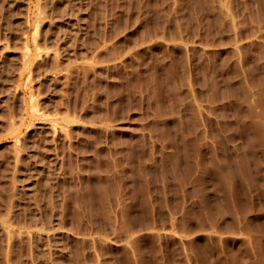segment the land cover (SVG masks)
Listing matches in <instances>:
<instances>
[{"label": "rangeland", "instance_id": "374dc122", "mask_svg": "<svg viewBox=\"0 0 264 264\" xmlns=\"http://www.w3.org/2000/svg\"><path fill=\"white\" fill-rule=\"evenodd\" d=\"M30 1L0 0V264H33L36 235L47 264H264V0H69L55 93L52 0Z\"/></svg>", "mask_w": 264, "mask_h": 264}, {"label": "bare ground", "instance_id": "6f19581e", "mask_svg": "<svg viewBox=\"0 0 264 264\" xmlns=\"http://www.w3.org/2000/svg\"><path fill=\"white\" fill-rule=\"evenodd\" d=\"M8 1L10 0H6V2L8 3ZM33 0H31L30 2H32ZM3 2V1H1ZM5 0H4V3L6 4ZM13 3V1H11ZM11 3V4H12ZM69 3V0H52V4L50 6V8L48 10H42L40 11L35 9V13L33 14L36 19L44 26L46 25L45 27L47 28V31H49L50 34H54V33H57V35L55 36L54 34V37L51 35L49 36V39L48 41L52 42L53 44L50 45L52 47L55 46V48L51 49L49 48V46L47 47V45L43 48V54H44V58L41 57V59L43 58L44 60L42 61L41 63V69H40V72L43 73L44 75H46V82H48L50 84V86L53 87V90H54V93L58 90L57 87L59 85V81H60V78H58V74L60 73V70H61V65L64 63V61L62 60L61 56L63 54V50L68 47L67 45V39L69 38V36H71V33L73 32V27H72V24H70V20H66L68 17H66V8L68 7V4ZM3 4V3H2ZM10 4V3H9ZM1 7V6H0ZM10 7V6H9ZM12 7V6H11ZM3 8V7H2ZM6 9V7H5ZM12 10V8H8V11ZM7 11V9H6ZM5 11V12H6ZM7 11V13H8ZM2 12V11H1ZM13 14V13H12ZM11 14V15H12ZM54 14V16H53ZM5 15V13H4ZM9 15V13H8ZM1 16V15H0ZM2 17V16H1ZM0 17V18H1ZM71 17V16H70ZM70 19V18H69ZM72 19V18H71ZM3 21H4V17H3ZM6 22V21H4ZM2 23V22H1ZM7 25V24H6ZM1 32V31H0ZM4 34V33H3ZM46 39V40H47ZM3 40V38H2ZM4 41V40H3ZM8 43V42H6ZM9 45V44H7ZM6 44L2 43V41L0 40V65L1 63L4 62L3 58H5L4 56V53L7 51H5L8 46ZM49 48V49H48ZM23 50L21 51V55L23 56V60L24 61L22 63V68H26V65L27 63H30L33 61V59H35V57L33 55H36L37 56V51L35 53H30V51H28V48L25 46V48H22ZM42 49V48H40ZM38 49V50H40ZM63 49V50H62ZM8 50V49H7ZM67 50V49H65ZM63 51V52H62ZM68 51V50H67ZM69 53V51H68ZM67 53V54H68ZM42 54V50H41V53L40 55ZM38 55H39V51H38ZM65 55V53L63 54ZM67 56V55H66ZM69 56V55H68ZM22 58V57H21ZM3 61V62H2ZM63 61V63H62ZM68 62V61H67ZM70 62V61H69ZM2 68V67H1ZM1 72V70H0ZM35 117H40L41 114H33ZM53 125V124H52ZM51 124H47L45 122H42L40 124H37V123H31V126L33 127L31 131H27L26 132V136L24 135L23 137H25V141H24V144L23 146L20 148L22 151L24 150H27V151H30L29 148H31V151L28 152V163H29V166L31 165V169H30V175H29V179H28V184L27 186L32 189L34 195H35V199L36 200H40V192H41V188H40V184L44 181V177H46V174H45V170H44V167H45V163H43V160L45 161V158L43 156V148L45 149V147L48 148V145L50 142H53V140L55 139L54 138V134L51 136V131L52 130L54 132V126H52ZM31 129V128H30ZM17 129H16V123H14L13 121L9 122L8 123V131L9 133H13L15 132ZM50 132H49V131ZM56 134V133H55ZM47 137H51V140H48ZM57 137V136H56ZM19 138H22V137H19ZM18 138V139H19ZM55 141V140H54ZM56 142V141H55ZM21 145V144H20ZM17 147V146H16ZM15 147V148H16ZM19 147V146H18ZM19 148L18 149H15L16 150V156L17 158L16 159H19L20 156L18 153L17 150H20ZM25 153H27L25 151ZM23 154V153H22ZM24 155V154H23ZM15 154H14V157H16ZM25 156V155H24ZM19 157V158H18ZM22 157V156H21ZM26 157V156H25ZM24 158V157H23ZM21 159V158H20ZM49 159V158H48ZM55 159V158H54ZM26 160V159H25ZM47 160V159H46ZM57 160V159H56ZM16 161V160H15ZM22 162V160H20ZM49 161V160H48ZM47 161V162H48ZM26 163V162H25ZM24 163V165H25ZM17 164H21L20 162H18ZM45 164V165H44ZM48 164V163H47ZM50 164V163H49ZM23 165V166H24ZM27 165V164H26ZM25 165V167H26ZM21 166V165H19ZM19 166L16 165V167L19 168ZM22 166V167H23ZM28 166V165H27ZM22 167H20V170H22ZM48 168V167H47ZM25 169V168H24ZM46 169V168H45ZM49 169V168H48ZM47 169V170H48ZM47 172V171H46ZM16 175H17V172H16ZM15 177V175H14ZM16 179V178H15ZM16 184V183H15ZM52 203V202H50ZM14 204V203H13ZM47 206V204H46ZM49 211H53V208H52V204L49 205ZM31 219L34 220L35 222V217H31ZM32 220V221H33ZM32 223V222H31ZM9 222L8 221H4V226L7 227V234H8V248H13V240L14 239V235L18 234L17 231L15 230H12L9 228ZM35 225H37L35 223ZM33 226V225H32ZM30 232V231H29ZM28 232V233H29ZM23 233V232H22ZM21 233V234H22ZM26 233V232H25ZM24 233V234H25ZM58 233V232H56ZM61 233V232H60ZM20 234V233H19ZM33 233L31 232V235ZM38 234V233H37ZM27 235V233H26ZM35 235V234H34ZM50 236V235H49ZM62 236H64L62 234ZM62 236H54L56 240H60L62 239L63 237ZM22 237L25 238V235H23ZM52 237V236H51ZM50 237V238H51ZM62 237V238H61ZM29 238V237H28ZM42 237H38V235L35 236V247L32 248V253H31V259H32V263L33 264H47V263H44L43 262V257L46 255V252H45V249H43V247L40 246V240H41ZM44 238V237H43ZM49 238V237H48ZM23 239V238H22ZM21 239V240H22ZM30 239V238H29ZM32 239V238H31ZM52 239V238H51ZM53 239V240H54ZM43 240V239H42ZM41 240V241H42ZM46 241V240H45ZM50 241V240H49ZM62 241V240H61ZM7 242V241H6ZM17 242V240H16ZM24 242V241H23ZM25 242H30V241H25ZM33 242V241H32ZM42 243V242H41ZM7 244V243H6ZM17 244V243H16ZM24 244V243H23ZM22 244V245H23ZM17 246V245H16ZM25 246V244H24ZM29 246V245H28ZM24 248V247H23ZM22 248V250H23ZM29 248V247H28ZM7 249V248H6ZM8 250V249H7ZM25 250V248H24ZM58 251V250H57ZM62 251V250H61ZM7 252V251H6ZM30 253V252H29ZM9 255V254H8ZM28 255V254H27ZM11 256V255H10ZM9 256V257H10ZM22 256V255H21ZM28 257V256H27ZM22 259H25L22 258ZM29 259V258H28ZM45 260V258H44ZM53 261V260H51ZM62 262V259L61 258H57L53 263L54 264H61ZM28 263V262H27ZM50 264V262L48 263Z\"/></svg>", "mask_w": 264, "mask_h": 264}]
</instances>
